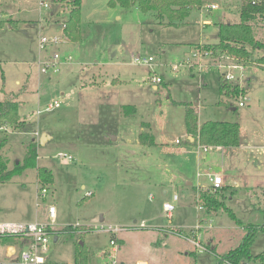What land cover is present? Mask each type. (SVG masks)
I'll list each match as a JSON object with an SVG mask.
<instances>
[{
    "label": "rangeland",
    "instance_id": "374dc122",
    "mask_svg": "<svg viewBox=\"0 0 264 264\" xmlns=\"http://www.w3.org/2000/svg\"><path fill=\"white\" fill-rule=\"evenodd\" d=\"M70 1L45 0L48 9H39V0H0V18L11 20L0 26V102L15 100L24 122L0 128V156L11 170L23 162L33 143L37 168L53 176V183L43 186V200L35 169L0 182V222L47 223L46 210L53 205L57 215L52 229L59 234L45 254L51 264L77 263L81 252L91 258L89 264H110L107 256H99L112 248L107 228L118 229L122 240L114 254L118 264H216L217 257L240 245L247 227L264 224V67L257 64L261 52L243 63L218 51L194 49L216 42V24L239 22L242 0H206L178 27L160 25L136 6L124 9L111 6V0H81L78 41L62 30ZM253 30L262 41L264 22H255ZM41 36L62 43L39 49ZM57 52L71 62L61 65L57 74H42L41 64ZM133 56L151 57L153 62L135 65ZM227 73L234 80L225 82L238 85L239 96L222 94V74ZM54 101L59 108L46 111ZM185 105L199 124H238L239 146L208 149L202 155L193 149L191 154L180 153L171 141L185 133ZM138 127L144 136L154 132L156 145L141 143ZM107 132L118 140L104 141ZM42 134L51 139L44 137L40 143ZM206 172L222 177L223 190H205ZM183 174L222 206L210 215L200 210L198 205L204 204H194ZM158 182L168 190L167 197L161 196ZM174 195L178 201L168 217L163 204ZM66 227L77 233H61ZM196 233L204 247L211 241L214 254L196 252L188 241ZM262 251L264 232L258 230L250 253Z\"/></svg>",
    "mask_w": 264,
    "mask_h": 264
},
{
    "label": "trees",
    "instance_id": "16d2710c",
    "mask_svg": "<svg viewBox=\"0 0 264 264\" xmlns=\"http://www.w3.org/2000/svg\"><path fill=\"white\" fill-rule=\"evenodd\" d=\"M206 4V0H111V6H120L130 9L136 6L142 13H151L158 24L167 27H178L190 15L192 10H200ZM80 5L81 0H71V9L68 18L64 22L63 33L67 34L72 41H78L80 30ZM264 22V0H242L239 11V22L216 24V42L213 44L195 45L197 51H217L237 59L240 62L251 61L254 52H261L257 58V64L264 67V38L258 41L255 38L253 24ZM3 23L0 22V26ZM223 81V80H222ZM220 90L225 96H239L242 89L238 85H228L225 81L221 83ZM19 105L15 100L0 102V127L3 125H14L20 127L23 122L18 114ZM129 108L122 107L123 111ZM134 110V109H133ZM184 128L187 135L192 136L195 142L208 147L236 148L239 146V125L236 123L207 121L200 125L197 123L196 114L185 105ZM141 143H147L148 136H139ZM152 143V141H150ZM4 143L0 139V149ZM37 150L33 143L27 147V153L23 162L14 165L13 169L7 170L6 162L0 156V182H8L13 176L20 175L27 169H36V179L39 187L51 185L53 176L45 168H37ZM199 200L206 206L207 211H217L222 206L215 197L207 193H200ZM264 216V203L262 208ZM232 216V215H231ZM233 218V216H232ZM69 227L63 228L61 233H75ZM264 232V224L261 227H247V233L239 246L226 254L216 258V264H264V251L252 255L250 247L256 237V232ZM57 233V232H56ZM59 234V233H57ZM12 240L4 239L2 243L9 244ZM83 246V245H81ZM83 248V247H82ZM206 250L211 254L214 251L209 246ZM76 263V261H74ZM91 258L86 252L79 253V260L76 264H89Z\"/></svg>",
    "mask_w": 264,
    "mask_h": 264
},
{
    "label": "built area",
    "instance_id": "2783aa9c",
    "mask_svg": "<svg viewBox=\"0 0 264 264\" xmlns=\"http://www.w3.org/2000/svg\"><path fill=\"white\" fill-rule=\"evenodd\" d=\"M39 9H48V6L45 0H39L38 3ZM207 9L216 10L217 7L215 5H207ZM45 21V20H44ZM46 23V21H45ZM65 24L63 22L62 30L64 29ZM62 43V39H58L57 37H46L41 36L38 41L39 49H44L46 46L51 45H60ZM206 54V53H205ZM71 62L70 57L61 56L59 52L54 53L51 59L41 64L40 72L42 74H57L59 67L61 65H68ZM153 62L151 57H141V56H133L132 64L141 65V66H149ZM215 67V66H214ZM218 68V67H216ZM220 69V68H218ZM224 81L232 82L233 77L231 74L227 73L223 75ZM152 82L159 83L160 80L157 78H152ZM244 101L245 99L242 98ZM60 103L58 101H54L50 104L46 111L54 110L59 108ZM243 102H238V107H243ZM1 128V127H0ZM186 138V137H185ZM182 138L175 139V144H180ZM197 144V145H196ZM194 149L196 153H206L209 149L208 146L200 145L198 142L194 141ZM60 158H68L65 155H59ZM207 180L210 183V190L212 192H217L222 188V177L218 174H206ZM46 188L41 189L38 197L43 200L46 195ZM178 201L177 195L172 197V201L170 203L163 204V212L166 216L170 217L172 212L175 210L174 203ZM199 209H203L199 207ZM46 215L49 220L47 223H16V222H0V264H51L45 258V254L48 251V245L53 238V242L55 237L58 239V234L55 230L52 229V226L55 224L57 211L53 205H48L46 210ZM74 227H80L79 225H75ZM140 228H143L142 226ZM201 228L200 226L195 227L194 229ZM103 229V228H102ZM106 232L110 235L109 245L112 247L110 252L104 253V256H107L111 259V264H116L115 256L117 241L116 234L118 233V229L107 228ZM77 233V232H75ZM177 233V232H176ZM179 235V233H177ZM193 236L192 239H188L190 244L194 247L198 254L206 252V247L201 245L200 243V235ZM4 239H11L13 243L4 244L2 243ZM57 241V240H56ZM65 264H76L74 261Z\"/></svg>",
    "mask_w": 264,
    "mask_h": 264
},
{
    "label": "crops",
    "instance_id": "0c3cea01",
    "mask_svg": "<svg viewBox=\"0 0 264 264\" xmlns=\"http://www.w3.org/2000/svg\"><path fill=\"white\" fill-rule=\"evenodd\" d=\"M239 16V15H238ZM5 21H7V22H5ZM0 22H2L3 24V26H5L6 24H8L9 22H11V20H6V19H3V18H0ZM206 24H209V22L208 23H206ZM2 26V27H3ZM10 28V27H9ZM208 39V37H205V40H207ZM84 74H86L84 71H82L81 72V75H84ZM93 77L95 78V79H97L96 77H95V75H93ZM95 81V80H94ZM155 88V87H154ZM61 94H63V92H61ZM124 106H127V105H124ZM194 110V109H193ZM195 111V110H194ZM23 122V121H22ZM24 123V122H23ZM200 124H202V123H200ZM199 123H198V125H200ZM140 127V126H139ZM138 127V132H140V134H138L139 136L141 135V129L142 128H139ZM152 132V131H151ZM143 134V133H142ZM105 135V137H104V141H106V142H113V140L112 139H114V141H117L118 140V136H116V135H114V133H112V132H107V133H105L104 134ZM184 135V136H183ZM183 135H181V136H179V137H175L172 141H171V144L172 145H174L176 148H177V150H179V152L180 153H182V154H191V152H193V150L195 151V149H194V139L192 138V137H189L190 135H187L186 134V132L183 134ZM147 136V135H146ZM183 136V137H182ZM48 138V139H51V137L50 136H48V135H46V134H42L41 135V137H40V139H39V142L40 143H42V141L41 140H45V138ZM184 137H186V138H184ZM177 138H182V140H181V144H175V139H177ZM35 140V139H34ZM186 140V141H185ZM33 141V140H32ZM150 141H152V143L150 142ZM156 135L154 134V132H153V136H149L148 137V141L147 142H149V143H151V144H155L156 145ZM140 144V143H139ZM193 149V150H192ZM209 149H218V150H221V149H224V148H221V147H209ZM130 153H134L133 151H129ZM206 153H208V151L206 152ZM206 153H196L197 155H202V154H206ZM196 163H198V166H199V164H200V161H199V158H197L196 157ZM205 174V173H204ZM206 174H210V172H206ZM219 175V174H218ZM206 176V175H205ZM186 176H185V174H183V180L185 181V184H186V187L188 188H191L192 189V193H191V197H192V200H193V202H194V204L195 205H198L199 203H198V201H199V196H197L198 195V193L200 194V193H204V191L205 190H207L209 187H210V183H209V186L205 189V190H201L200 189V186H198L197 184H195V186H194V183H193V181L192 180H189V179H187V178H185ZM201 176H198V177H196L197 179H199ZM206 179H207V177H205ZM35 179H36V169H35ZM36 182H37V179H36ZM159 183V185H158V189H159V191H160V193H161V196L162 197H167L168 196V190L165 188V186L162 184V183H160V182H158ZM38 184V183H37ZM235 185V184H234ZM197 186V187H196ZM222 188H223V179H222ZM220 189V191L221 190H223V189ZM220 191H218V192H220ZM197 197H198V199H197ZM199 207H202L203 208V210H204V212L205 213H207L208 215H210L211 213H214L215 211H207V208L204 206V205H201V206H199L198 205V208ZM201 210V209H200ZM104 221V220H103ZM116 241H117V244L118 245H121L122 244V240H120V239H118L117 238V235H116ZM190 243V242H189ZM80 244L81 245H83L84 246V244H82L81 242H80ZM206 246H209L210 248H211V241H210V243L208 242V243H206L205 244ZM104 253H108V251H104ZM103 252L99 255L100 256V258H104L105 256L103 255L104 254ZM111 264V263H110ZM116 264H118V263H116ZM120 264H124V263H120ZM136 264H148V263H146V262H144V261H139V262H137Z\"/></svg>",
    "mask_w": 264,
    "mask_h": 264
},
{
    "label": "water",
    "instance_id": "95a60500",
    "mask_svg": "<svg viewBox=\"0 0 264 264\" xmlns=\"http://www.w3.org/2000/svg\"><path fill=\"white\" fill-rule=\"evenodd\" d=\"M41 141L43 142L44 140H41ZM56 238H57V237H55L54 242H56V240H57Z\"/></svg>",
    "mask_w": 264,
    "mask_h": 264
}]
</instances>
